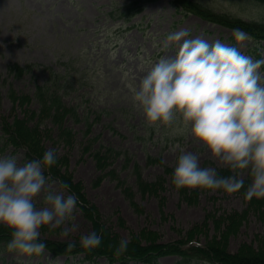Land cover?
Segmentation results:
<instances>
[{
  "label": "rangeland",
  "instance_id": "374dc122",
  "mask_svg": "<svg viewBox=\"0 0 264 264\" xmlns=\"http://www.w3.org/2000/svg\"><path fill=\"white\" fill-rule=\"evenodd\" d=\"M197 1L218 13L264 23V4L256 0ZM134 2L141 11L126 21L121 13ZM182 28L190 30L189 38L202 36L209 43L219 39L235 45L233 29L187 14L173 0H0V155L17 156L20 163L29 161L25 149L5 144L2 130L4 121H24L39 129L45 150L59 149L58 157L67 161L60 172L83 187L101 224L120 239L150 231L159 235L158 243L173 244L198 226L202 228L194 240L203 245L215 235L220 238L212 217L232 215L242 222L237 233L228 237V251L234 253L244 243L257 247L264 241V219L252 211L251 200L245 199L242 190L228 195L222 190L187 189L189 194L196 192L184 198L172 183L180 148L200 153L201 167H215L218 173L226 167L193 141L182 118L171 127L150 124L133 101L140 79L161 57L177 51L175 45L163 48L166 35ZM254 47L253 41L240 51L257 60L251 53ZM258 52L264 59V50ZM13 65L30 68L19 72ZM59 75H66L65 84L57 82ZM54 93L68 111H64L62 129L71 131L69 139L60 137L59 125L43 111ZM97 151L105 154L100 155L101 162L107 163L103 169L94 156ZM148 157L160 162L149 164ZM137 172L146 182L161 178L162 191L142 194ZM247 178L245 174L243 179ZM37 206H43L42 199ZM77 207L80 228L76 233L61 240L60 229L45 228L41 239L75 242L93 231L79 203ZM179 260L166 255L157 264H178ZM0 264L120 262L111 263L106 257L90 262L83 254L54 256L48 251L46 256L22 258L0 253Z\"/></svg>",
  "mask_w": 264,
  "mask_h": 264
},
{
  "label": "clouds",
  "instance_id": "9594fccd",
  "mask_svg": "<svg viewBox=\"0 0 264 264\" xmlns=\"http://www.w3.org/2000/svg\"><path fill=\"white\" fill-rule=\"evenodd\" d=\"M189 37L187 28L166 35L163 48L175 45L177 51L161 57L140 79L133 101L150 124L171 127L182 118L193 141L233 173L221 176L215 167H201L200 153L180 148L172 176L176 189L235 195L244 188L243 176L248 174L251 183L245 199H264V59L254 60L240 51L253 37L239 28L232 31L234 46ZM58 153L50 148L42 159L25 163L14 155H0V226L11 235L7 253L18 258L48 255L42 229H60L59 238L65 240L80 228L78 197L66 194L70 192L66 182L45 175L46 169L57 165ZM41 199L43 206L38 207ZM129 243L121 238L110 249L120 257ZM79 244L86 252L96 250L102 235L91 231L80 236ZM75 248L69 242L66 254Z\"/></svg>",
  "mask_w": 264,
  "mask_h": 264
},
{
  "label": "trees",
  "instance_id": "16d2710c",
  "mask_svg": "<svg viewBox=\"0 0 264 264\" xmlns=\"http://www.w3.org/2000/svg\"><path fill=\"white\" fill-rule=\"evenodd\" d=\"M259 3L264 4V0H256ZM177 8L182 9L183 12L193 13L198 15L200 18L205 19L209 22L220 24L230 29H242L249 33L255 42V47L251 50V53L255 55L256 59H261V53L258 49L262 48L264 50V23L257 21H246L241 18H237L225 13H218L204 3L197 0H173ZM141 11L140 5L137 2L132 3L130 6L125 8V11L121 13L125 17L126 21H129L132 17L137 15ZM13 69L19 72H25V70L30 67H19L17 65L12 66ZM66 75H59L57 82L62 81L65 84ZM61 88L63 85H60ZM26 98H23L25 100ZM49 105L43 106V111L46 112L45 116H51L55 123L60 127V137L69 139L71 136V131L63 128L62 124L65 117V110L62 102L61 96L54 93L51 98ZM52 110L53 113H52ZM42 111V112H43ZM73 114V111H72ZM75 116V115H74ZM73 116V117H74ZM3 136L5 137V144L12 145L16 149L23 148L26 150V156L29 161L34 159H42L43 154L46 151L42 145V135L38 128H30L27 123L16 119L13 123L3 122L2 125ZM2 150V148H0ZM105 157V154H101V151L95 152V158L101 162V156ZM149 164L159 163V159L150 158ZM65 158L58 157L57 165L53 166L51 169L45 170V175H51L53 179L66 182L70 186L71 194L74 193L78 197V203L80 204L82 211L85 216L90 219L93 224V231L102 235V245L96 250L90 252L84 251L79 244V241L73 243L76 244V248L72 253L66 254L67 244L69 242H57L48 239H41L47 245V251L52 253L54 256H77L84 255L85 260L90 262H96L97 258L106 257L111 263L120 262V264H129L130 262H142L146 264H157L159 258L166 255L179 256L180 260L178 264H264V241L253 247L252 244H242L238 250L234 253L228 251L227 242L230 235H235L241 226V218L235 216H228L223 219L220 217L217 219L215 216L212 217L216 231L219 233L220 238L213 237V240L206 241L205 244H200L198 240H194L199 231L196 227L191 231L185 239L177 241L173 244H161L158 243L159 235L156 232L143 231L140 235L131 236L130 243L128 246L127 253L115 257L113 250L110 246L118 245L120 238L112 234L109 230L101 224V219L96 211L95 207L86 200L84 193L82 192L83 187L80 184H74L71 177L67 174H62L60 172V166L66 164ZM104 164V166H103ZM107 165L106 162H101L102 169ZM171 172V170H168ZM225 176L232 175V171L226 168L223 172H220ZM138 175V185L140 192L142 194H157L159 190L162 191V180L161 178L155 182H146L141 179L140 174ZM251 177L245 179L243 192L247 189L250 184ZM175 187V186H174ZM181 195L186 198H192L194 194H189L187 189H179ZM251 208L253 212L259 213L261 218L264 219V199H251ZM225 224L224 229H222V223ZM11 239L10 232L7 228L0 226V253L7 252L6 244ZM196 241V242H194ZM146 243V244H143ZM187 245V246H186Z\"/></svg>",
  "mask_w": 264,
  "mask_h": 264
}]
</instances>
